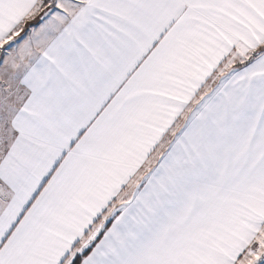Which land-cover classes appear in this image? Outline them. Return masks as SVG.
I'll list each match as a JSON object with an SVG mask.
<instances>
[{
  "label": "snow or ice",
  "instance_id": "snow-or-ice-1",
  "mask_svg": "<svg viewBox=\"0 0 264 264\" xmlns=\"http://www.w3.org/2000/svg\"><path fill=\"white\" fill-rule=\"evenodd\" d=\"M0 264H264V0H0Z\"/></svg>",
  "mask_w": 264,
  "mask_h": 264
}]
</instances>
